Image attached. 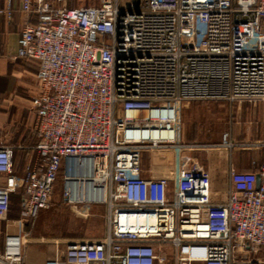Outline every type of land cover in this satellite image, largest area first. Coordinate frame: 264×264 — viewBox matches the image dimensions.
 <instances>
[{
    "label": "built area",
    "instance_id": "obj_1",
    "mask_svg": "<svg viewBox=\"0 0 264 264\" xmlns=\"http://www.w3.org/2000/svg\"><path fill=\"white\" fill-rule=\"evenodd\" d=\"M23 11L37 19L24 26L14 56L37 67L35 145L13 223L19 233H6L0 264H27L24 224L51 206L59 178L64 204L79 217L106 208L108 232L67 242L54 264H264V141L249 144L263 150L261 165L240 171L230 158L227 187L214 201L209 173L197 159L184 162L200 146L180 143L175 131L179 106L264 103V0H99L78 8L38 0ZM2 132L0 111V176L8 178L15 151L26 148ZM206 146L232 154L243 145L226 133ZM157 152L173 155L175 172L145 177L143 154ZM13 192L0 185V222Z\"/></svg>",
    "mask_w": 264,
    "mask_h": 264
},
{
    "label": "crops",
    "instance_id": "obj_2",
    "mask_svg": "<svg viewBox=\"0 0 264 264\" xmlns=\"http://www.w3.org/2000/svg\"><path fill=\"white\" fill-rule=\"evenodd\" d=\"M38 0H0V111H1V125L2 127L8 124L13 129L20 125L21 120L27 117V111L31 106L32 98L38 92V81L36 78L37 67L34 63L15 59L14 56L17 53L19 39L21 32L26 24H36L37 19L33 12L26 13L23 11V5L26 2H32L36 4ZM58 2L59 5L66 6L67 2L71 0H53ZM99 4V3H98ZM97 4V5H98ZM94 5V6H97ZM11 12L9 17L6 13ZM190 104L189 107L177 108V120L175 123V131L177 139L180 143H185L188 139H195V135L201 138L202 129L201 126L195 128L196 125H201L197 118L204 113V117L211 119V136L213 140L218 141L223 132L227 131L231 135V139L235 143L247 145L253 142L264 141V103L256 106L245 103V104H233L222 103L224 110L226 111L222 117H218V114L204 112L206 107L195 106ZM218 118H221L217 121ZM218 122V123H217ZM191 125H194L192 135L194 138H190ZM189 128V129H188ZM12 145V144H11ZM252 153H248V156L242 155L237 150H233L231 159L236 168L240 171H248L250 169V163L255 161L259 166L263 162V150L254 149ZM256 151V152H255ZM18 152V150L15 151ZM23 152V151H22ZM260 152V154H259ZM26 157L24 161H20L21 172L23 173L22 188L19 193V200L17 204L18 211L12 212L10 210L7 221L0 222V249L3 248L4 238L7 232L12 234L19 233V229L14 222H17L20 218V196L23 191L24 184V168L27 165L30 158V151L23 152ZM160 152L154 153L159 154ZM171 155V154H170ZM171 161L169 168L160 169V167L151 163L143 165L145 170L144 176L149 177L154 175L156 177L171 175L175 172L174 157L171 155ZM157 159V158H155ZM154 159V160H155ZM191 159L187 152H184V162L186 166H189ZM16 162V161H15ZM14 162V171L11 177L0 176V185L9 182L11 185L16 184L21 178V174H18L17 168ZM24 163V164H23ZM214 201L220 200L219 192L223 191L227 187V177L217 181L215 175L209 170L208 171ZM92 212L99 213L104 219L105 229L103 231V237L107 235L108 227L105 216L107 210L103 206H95L91 209ZM36 219H30L24 224L23 232L27 233L25 228L34 226ZM3 224V226H1ZM28 238V236H27ZM25 240L24 245V257L27 264H54L57 261L64 260L65 248H59L58 246L51 250L46 248L43 244L35 242V239H30L28 242ZM28 244V246H27Z\"/></svg>",
    "mask_w": 264,
    "mask_h": 264
},
{
    "label": "rangeland",
    "instance_id": "obj_3",
    "mask_svg": "<svg viewBox=\"0 0 264 264\" xmlns=\"http://www.w3.org/2000/svg\"><path fill=\"white\" fill-rule=\"evenodd\" d=\"M98 3L99 0H71L67 2L66 7H89L97 5ZM260 20L264 21L262 18ZM262 25H264V23ZM237 38L240 42H245L248 40V36H246L243 32L240 33ZM246 45L248 44H240V46ZM222 103L225 102L199 101L193 102L192 105L195 104V106L206 107L204 112L207 113H209V111L212 109L211 113H216L218 114V117H222V115L226 113ZM220 119L221 118H218L217 121ZM32 120L33 116L29 108L27 111V117L23 118L20 125H18L16 128L13 129L12 127H9L8 124L3 126L2 137L6 142L12 144L13 146H22L26 148L25 150L18 149V152L15 154V166L17 168L18 174H21L19 181L13 185L14 192L12 195L11 211L16 213L18 211L17 204L19 200V193L22 188L21 184L23 182V173L21 172L19 164L20 161L22 160L23 162L24 157H26L23 152L30 151L29 149L35 145V138L31 136ZM197 120L201 125L198 124L195 126V128L201 126V138H198L199 136L195 135V139H187L185 143L198 145L200 147L189 149L187 154L191 159H197L202 168H204L207 172L210 170L215 175L217 181L220 182V179L224 178L225 176L227 177V168L230 163L231 153L227 149L209 147L206 145L219 144L223 139V135L229 132H223L219 140L215 141L213 140L210 132L212 125H210V123L215 121L211 122L210 118H207L206 116L204 117V113H202L200 117L198 116ZM193 126L194 125H191L190 138H194L192 135L193 131H195ZM234 150H237V152H240L244 156H248V153L254 152L253 148L250 147L249 144L236 147ZM171 159L172 158L169 153H159L158 155L154 153H144L142 162L143 165L152 162L156 166L160 167L161 170H166L171 166L169 165ZM1 226H3V224H1ZM104 229V219L99 213L90 211V215L88 217H79L71 207L64 204L62 200L61 178H59L58 182L56 183L51 206L47 210L40 212L34 226L25 228L27 232L26 234L28 235V242L33 238L35 239V242H39L43 244L44 247L50 248L51 250H54L57 246L59 248H65L66 243L69 241L100 239L103 237ZM169 264H175V262L171 260Z\"/></svg>",
    "mask_w": 264,
    "mask_h": 264
},
{
    "label": "bare ground",
    "instance_id": "obj_4",
    "mask_svg": "<svg viewBox=\"0 0 264 264\" xmlns=\"http://www.w3.org/2000/svg\"><path fill=\"white\" fill-rule=\"evenodd\" d=\"M137 117H141V118H146L147 117V113H143V114H141V115H136ZM150 134V133H149ZM152 135H153V137H156V136H158V133H152ZM163 135L164 136H168V133L167 132H164L163 133ZM133 222H134V225H136L137 224V220H133ZM141 223L142 224H146V219H141Z\"/></svg>",
    "mask_w": 264,
    "mask_h": 264
},
{
    "label": "water",
    "instance_id": "obj_5",
    "mask_svg": "<svg viewBox=\"0 0 264 264\" xmlns=\"http://www.w3.org/2000/svg\"><path fill=\"white\" fill-rule=\"evenodd\" d=\"M258 183H259V180H258Z\"/></svg>",
    "mask_w": 264,
    "mask_h": 264
}]
</instances>
